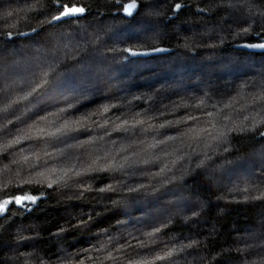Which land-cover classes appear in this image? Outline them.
Segmentation results:
<instances>
[{
    "label": "trees",
    "instance_id": "1",
    "mask_svg": "<svg viewBox=\"0 0 264 264\" xmlns=\"http://www.w3.org/2000/svg\"><path fill=\"white\" fill-rule=\"evenodd\" d=\"M131 2L73 0L85 11L55 20L68 0H0V144L69 104L62 118L109 105L92 119L157 126L0 152V203L38 197L0 213V264H264V51L246 49L264 42V0H135L128 15ZM157 46L172 51L128 54ZM90 136L103 139L69 147ZM106 153L125 167L51 188L38 175Z\"/></svg>",
    "mask_w": 264,
    "mask_h": 264
},
{
    "label": "snow or ice",
    "instance_id": "2",
    "mask_svg": "<svg viewBox=\"0 0 264 264\" xmlns=\"http://www.w3.org/2000/svg\"><path fill=\"white\" fill-rule=\"evenodd\" d=\"M73 3V0H68V4H61L60 5V11L59 15L53 17L55 20H59L63 17H69V16H77L79 14H82L85 9L83 7H77V6H69ZM135 0H132L131 3H128L126 6H124L123 11L131 15L132 10L136 7ZM181 5L177 4L176 8H180ZM250 47H260L264 48V44L259 45H250ZM129 52L132 50L129 49ZM46 75V74H45ZM40 85H37L36 88H33L32 92L26 93L24 97H21L20 99H27L28 96L32 95L33 92L39 88ZM203 103V101H201ZM229 105H225V107H228ZM74 105L69 104L67 108H60L56 113H49L45 116L39 117L38 120L34 121L32 124H29L26 128L18 129V133L16 137L13 140H10L7 144H0V152L7 150L8 147L12 145H19L21 141H28V140H41L45 142H50L54 140H61L64 138H75L73 134L79 133L81 131H86L93 126L107 129L108 125L111 124L114 125L112 127L113 132H129L131 130L141 128L142 131L147 132L154 128H156V125H153L151 123H148V120L139 118L141 116L140 113H136L134 116L129 118H122V117H116L115 120H109L105 119L103 124H99L92 118L96 115H103L105 113H108L111 109L109 105H103L101 106V109L97 110L96 112H89L81 114L78 117L75 118H62L63 114L68 112L69 109L73 108ZM199 107V105H197ZM0 111H3V109H0ZM163 115V113L161 114ZM209 117H212L214 113H207ZM50 117H53L50 119ZM149 120L152 119L151 117L148 118ZM188 120H195L196 117H193L189 115L187 117ZM227 119V117H225ZM118 121V122H117ZM183 119L180 121H166L163 124H160L159 128H165L170 127L173 124H180L183 123ZM147 124V127H143ZM207 131V129H195V128H189V133H195L197 136L200 135V133ZM106 135H110L111 133L105 131ZM185 135L187 133H184ZM96 139H103V137H93L90 136L88 140L80 141L77 145H69V147H83L85 144L92 143ZM176 137L174 136H168L166 137V140L164 141H156V143H153L149 145L150 148L157 147L158 144L166 143L167 140H174ZM115 143V141H113ZM119 151L123 152L125 149L122 147ZM46 156H52L51 153H45ZM108 153L105 154V157H96L95 159H92L87 166H80L77 168V165L73 164L71 167H64V168H51L47 169L46 172H40L38 175L40 177H43L44 180H50L51 182L48 183V187L51 188L53 184H58L61 182H65L67 179H71L73 176H84L89 172L92 171H107V170H121L125 167L128 157H123L122 160L124 162L117 161L115 157H112L111 160H108ZM33 156L37 160H39L41 157L37 155L36 153H33ZM22 159L26 162L30 159L28 156H23ZM101 160H104V163H100ZM203 163V161H201ZM163 171V169H162ZM71 173V175H69ZM55 175V179H52V176ZM145 187V185H139L136 188H130L129 191H139L140 188ZM112 186L108 185L104 189H100V191H105L111 189ZM38 199V197L33 195H22V196H15L12 200H4L3 203H0V213L4 212L6 209V206L9 203H15V204H24L26 201L35 202ZM155 231H159V229H155ZM147 235L151 236L152 233H148ZM155 259H164L162 256H157ZM140 264H149L148 261H141Z\"/></svg>",
    "mask_w": 264,
    "mask_h": 264
},
{
    "label": "water",
    "instance_id": "3",
    "mask_svg": "<svg viewBox=\"0 0 264 264\" xmlns=\"http://www.w3.org/2000/svg\"><path fill=\"white\" fill-rule=\"evenodd\" d=\"M178 4H180V3H178ZM180 5H181V7L178 8V9L176 8V6L174 7V12H179L182 9L183 4H180ZM259 44H264V42H261V43H250V44H248L246 46V49L249 50V51H264V48L250 47V45H259ZM131 50H132L131 52L128 51V54L132 58H147V57H151V56H157V55H161V54H166V53H169V52L172 51V49L166 48V47H162V46H157V47L148 48V49H131Z\"/></svg>",
    "mask_w": 264,
    "mask_h": 264
}]
</instances>
